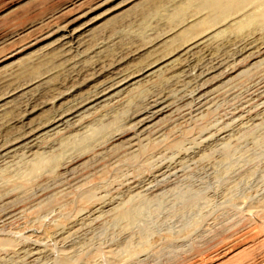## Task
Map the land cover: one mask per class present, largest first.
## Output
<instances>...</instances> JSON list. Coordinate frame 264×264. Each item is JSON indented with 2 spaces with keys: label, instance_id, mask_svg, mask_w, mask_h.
Masks as SVG:
<instances>
[{
  "label": "rangeland",
  "instance_id": "1",
  "mask_svg": "<svg viewBox=\"0 0 264 264\" xmlns=\"http://www.w3.org/2000/svg\"><path fill=\"white\" fill-rule=\"evenodd\" d=\"M197 2L0 0V264H264V0Z\"/></svg>",
  "mask_w": 264,
  "mask_h": 264
},
{
  "label": "bare ground",
  "instance_id": "2",
  "mask_svg": "<svg viewBox=\"0 0 264 264\" xmlns=\"http://www.w3.org/2000/svg\"><path fill=\"white\" fill-rule=\"evenodd\" d=\"M199 2H200V4L203 6V7H205V5L207 6L208 5V7L210 8V7H212L211 9H213V15H211V16H209L210 18H208V19H205V21H204V23L205 24H212V23H214L218 18H220V17H223V16H225L226 14H228L229 12H231V11H236V12H238L239 11V9L241 8V7H243L244 6V4L248 1V0H198ZM252 1V0H251ZM153 2V1H152ZM157 2V1H156ZM196 2H197V0H196ZM199 2H197V3H199ZM199 5V4H198ZM249 5V4H248ZM191 7V6H190ZM208 7H206V8H208ZM246 6H244L243 8H245ZM198 8H201V6L200 7H198ZM187 9V7L185 6V5H181L180 7H178L177 9H176V12H175V15H182L184 12H185V10ZM211 9H210V11H211ZM253 10V9H252ZM240 12V11H239ZM231 13H233V12H231ZM229 16V15H228ZM224 18H226V17H224ZM247 21H246V23L244 22V24H242V25H240L239 24V31H242V30H244V28L245 27H248V26H252V27H254V26H256V27H258L259 26V28L258 29H260V26H261V28L263 27L264 28V12H257V13H251V14H249V15H247ZM243 22V21H242ZM241 22V23H242ZM197 27H195L194 29H196ZM255 28V27H254ZM193 29V30H194ZM247 29V28H246ZM189 31L191 30V29H188ZM250 30V29H249ZM253 30H255V29H253ZM257 30V29H256ZM196 31V30H195ZM193 32V31H192ZM192 32H190V33H192ZM243 33V32H242ZM191 44V43H190ZM189 44V45H190ZM192 45V44H191ZM188 47V46H187ZM157 116V115H156ZM53 128V127H52ZM88 147V146H87ZM123 214V213H122ZM125 214V213H124ZM123 214V215H124ZM128 215H129V213H128ZM125 217L127 216V214L126 215H124ZM128 217V216H127Z\"/></svg>",
  "mask_w": 264,
  "mask_h": 264
}]
</instances>
